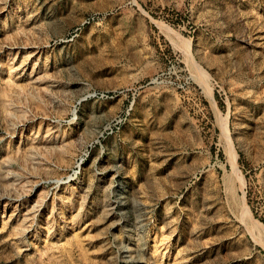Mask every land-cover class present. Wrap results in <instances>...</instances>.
Instances as JSON below:
<instances>
[{
  "label": "rangeland",
  "instance_id": "rangeland-1",
  "mask_svg": "<svg viewBox=\"0 0 264 264\" xmlns=\"http://www.w3.org/2000/svg\"><path fill=\"white\" fill-rule=\"evenodd\" d=\"M251 221L264 0H0V264H264Z\"/></svg>",
  "mask_w": 264,
  "mask_h": 264
},
{
  "label": "bare ground",
  "instance_id": "bare-ground-1",
  "mask_svg": "<svg viewBox=\"0 0 264 264\" xmlns=\"http://www.w3.org/2000/svg\"><path fill=\"white\" fill-rule=\"evenodd\" d=\"M226 161H227V165L229 166L230 171L233 172V170H235V164H234L235 162H234V158H233L232 153H230L228 150H226ZM251 224H252V226H250V228H249L250 234L252 235L255 243L264 251V233L261 232L260 236L257 238L254 235L255 229H257V230H258V228L261 229L262 226L260 224H258V226H256L253 221H251ZM256 227H258V228H256Z\"/></svg>",
  "mask_w": 264,
  "mask_h": 264
}]
</instances>
